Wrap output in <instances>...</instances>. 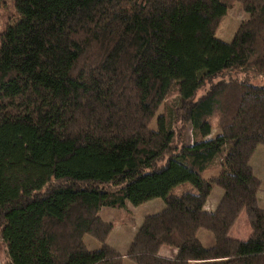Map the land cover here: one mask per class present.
Segmentation results:
<instances>
[{"label": "trees", "instance_id": "obj_1", "mask_svg": "<svg viewBox=\"0 0 264 264\" xmlns=\"http://www.w3.org/2000/svg\"><path fill=\"white\" fill-rule=\"evenodd\" d=\"M232 1L0 0L15 18L0 29L5 264H122L82 237L105 241L100 208L153 198L164 209L137 230L127 253L136 264H264L249 165L264 145V86L250 83L264 76V0H239L248 18L225 42L215 32ZM213 117L220 134L206 139ZM217 156L219 174L203 178ZM181 184L191 190L175 193ZM215 184L223 195L209 212ZM242 209L251 235L237 239L229 230Z\"/></svg>", "mask_w": 264, "mask_h": 264}, {"label": "rangeland", "instance_id": "obj_2", "mask_svg": "<svg viewBox=\"0 0 264 264\" xmlns=\"http://www.w3.org/2000/svg\"><path fill=\"white\" fill-rule=\"evenodd\" d=\"M7 9L9 10L8 6ZM6 9L0 10V29H2L4 22L12 24L15 18L5 16ZM7 12V11H6ZM248 18V13L243 9V6L239 0H234L230 3L227 9L226 15L219 22L215 36L225 42H230L233 34L241 21ZM224 79V77L216 76L209 78L205 81L203 86L197 91L194 99L200 98L210 86L215 82ZM250 83L255 86H264V76L255 77L250 80ZM176 96L166 99V103H170L175 100ZM162 111V106L157 111V114ZM216 118L211 119V132L206 139H214L220 134V130L215 125ZM149 126L155 127V118L152 119ZM189 129L187 128V131ZM188 134V133H187ZM188 137L185 138V142H188ZM220 159L215 157L211 165L202 172V177L209 179L215 177L220 172ZM249 165L252 169L253 176L259 181V188L256 194L257 205L259 208H264V145H257L253 154L249 159ZM191 190L189 184H181L174 190L179 194L183 191ZM223 195V190L218 185H213L206 202L204 204V210L213 211L220 202ZM164 209V203L161 198H153L139 206H132L126 203V206L122 209L102 207L97 212V215L109 226L110 230L106 236L104 242H100L91 236L84 234L82 241L88 250H96L102 246V244L108 245L112 250L121 255L122 264H136L134 261L127 257V253L133 243L137 230L141 226L143 220L147 216L157 214ZM251 235V228L247 219L245 210H241L235 219L232 227L229 230V236L237 239H246ZM197 236L205 247H210L213 244L212 234L206 230H199ZM159 254L164 257H173L175 249L173 247L162 245L159 248ZM0 264H5V256L0 254Z\"/></svg>", "mask_w": 264, "mask_h": 264}]
</instances>
